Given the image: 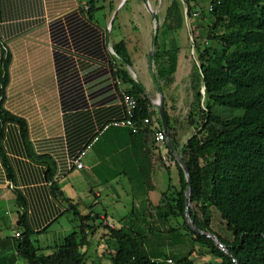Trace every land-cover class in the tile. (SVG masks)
Masks as SVG:
<instances>
[{
  "label": "trees",
  "instance_id": "16d2710c",
  "mask_svg": "<svg viewBox=\"0 0 264 264\" xmlns=\"http://www.w3.org/2000/svg\"><path fill=\"white\" fill-rule=\"evenodd\" d=\"M203 1L206 2L170 0L152 57L155 85L163 96L162 85L174 83L180 52L174 35L183 27V11L188 15L198 13L205 25L192 45L196 64L191 76L193 103L188 122L193 134L178 147V111L174 100L168 108L163 97L168 144L156 146L155 133L164 131L159 113L153 112L143 87L126 69L132 68L126 44H112L113 52L122 60L120 63L112 57L113 75L122 86H127L125 93L137 102L132 120L138 127L137 133L110 127L99 136L91 149L99 162L93 170L99 184L94 189L90 186L89 199L82 201L83 207L72 205L59 184L52 183V196L68 204L67 234L52 241L45 239L41 244L20 222L19 239L0 238V264H17L19 259L27 264H90L88 251L93 241L97 242V249L101 245L100 249L107 251L110 264H196L192 257L194 249H200L199 257L205 253L216 262L207 264H264V0H209L207 10L201 7ZM97 2L85 0L92 22L96 12L103 8L97 7ZM110 9L112 13L115 8ZM156 19L159 22L157 16ZM116 20L117 15L110 33ZM8 63L9 55L2 52L0 143L1 128L6 123H16L24 138L27 132L24 121L1 109L3 89L9 80ZM145 119L151 122L145 125ZM0 158L4 162L1 145ZM154 158L162 165V182L164 177L167 181L156 206L148 198L149 193L157 191L152 180ZM33 159L46 166L47 180L52 181L55 163L45 156ZM111 162L113 166L109 165ZM172 168L179 175L178 187L172 184ZM5 169L11 181L9 169ZM114 180L130 186V210L116 225L108 226L105 220L110 219L109 215L95 211L102 204L95 190L102 187L118 195ZM188 186L191 225L185 217ZM17 201L21 205L19 196ZM212 211L220 217L224 227L221 231L211 227L216 222L212 221ZM173 221L182 222L186 233L172 228L169 223ZM204 234L214 236L227 254ZM95 255L102 260L98 250Z\"/></svg>",
  "mask_w": 264,
  "mask_h": 264
},
{
  "label": "crops",
  "instance_id": "0c3cea01",
  "mask_svg": "<svg viewBox=\"0 0 264 264\" xmlns=\"http://www.w3.org/2000/svg\"><path fill=\"white\" fill-rule=\"evenodd\" d=\"M87 12L85 0H0V55H9V80L3 89L1 109L27 126L26 138L16 123H6L1 128L5 160L0 158V202L5 203V208L4 218H0V238H13V233L22 232L20 222L36 241L47 233L51 241L65 235L69 228L65 215L68 204L52 196V183L57 182L66 197L75 198L74 203L69 200L78 207L89 199L90 184H99L93 174L99 162L92 150L86 153L82 170L71 168L69 161L101 127L124 117L120 94L127 86L116 85L113 56L106 49V31L113 12L101 24L89 20ZM122 40L118 36L116 41ZM145 56L149 66V55ZM131 64L143 75L148 73L146 66H138L139 62ZM126 69L141 85L135 70ZM142 80L149 86L144 76ZM143 90L147 94L144 87ZM154 90L155 82L152 94ZM176 107L179 112L180 106ZM177 138L181 148L186 140ZM35 156L48 157L55 163L52 181L47 180V168L34 160ZM155 159L152 180L157 189L163 170ZM95 193L101 199L103 190L100 187ZM63 218L66 222L60 225Z\"/></svg>",
  "mask_w": 264,
  "mask_h": 264
},
{
  "label": "rangeland",
  "instance_id": "374dc122",
  "mask_svg": "<svg viewBox=\"0 0 264 264\" xmlns=\"http://www.w3.org/2000/svg\"><path fill=\"white\" fill-rule=\"evenodd\" d=\"M97 7L102 6L103 8L100 9V11H97L94 15L95 21L99 22L100 24L104 22V18L107 19L111 17V6L116 8L120 4L121 0H97ZM144 1H147L150 9L152 10V13L148 11L146 8ZM127 2V4H125ZM125 5L118 10L117 14V20L115 22V26L113 31L109 33L106 31V49L107 52H109V48H111V45L116 43L117 37L119 36L120 39H124V43H127V51L128 54H130V59L134 63H138V66L141 65L143 67H147L146 74H142L141 70L132 65V68L137 73V76L141 82V85L146 89L147 96L152 100V103L157 106L158 101V91L154 90V93L152 94V87L154 85V82L152 80V76L150 73L149 66H147V59L145 55H149L152 53V38L154 35V28L158 24V28L160 27V24L163 21L165 12L167 7L170 4V0H126ZM111 4V6H110ZM209 6V0H206L201 3V7L204 8V10H207ZM206 8V9H205ZM185 12L183 11V27L182 29L174 35V39L177 43V45L180 48V52L178 54L177 59V67L176 72L174 74V83L170 86H164L162 85L163 90V97L165 102L167 101L168 108L170 107V98L171 100L175 101V105L180 106V111L176 114V121L177 126L175 129L179 131L180 141L187 140L188 137H190L193 134V128L189 126L188 122V116L190 113L191 103H193V92L190 89L191 86V76L194 69V65L196 64V54L193 48V39L196 38L197 35H200V33L204 28V21L200 20L199 17L193 18L192 20L188 19L185 20ZM154 17H153V16ZM156 16L159 19V22H155L154 18ZM111 19V18H110ZM117 35V37H116ZM173 37V36H172ZM112 49V48H111ZM120 63H122V60L119 58ZM128 70V69H127ZM154 72V69H152ZM129 72V70H128ZM130 73V72H129ZM131 75V74H130ZM142 76H144L149 86L146 85V83L142 80ZM148 86V87H147ZM158 88V87H157ZM157 108V107H156ZM178 110V108L176 107ZM153 112L155 111L152 107ZM227 113L231 112L230 110L226 111ZM233 113V112H232ZM153 117V119H155ZM89 156H92V152L89 153ZM173 172V185L178 187V180H176V172L175 169L172 168L171 170ZM160 180V179H159ZM113 182L117 184H122L121 187L116 185H113L115 192L118 195H115L111 190H106L101 187V190H103V194H101L102 204L97 206L95 209L96 212H106V214L109 215L110 219L112 218L113 221H111L109 218L105 220L107 222L108 226L109 224L116 225V222L125 215L130 210V196L129 193L131 192L130 186H126L125 181L120 180H114ZM160 182V186L157 188V191L154 193H149L148 198L152 205L156 206L159 202L160 195L166 190L167 181L164 177L163 182ZM124 184V185H123ZM90 186L94 189L97 187V184H90ZM98 190V188H97ZM96 191V190H95ZM100 191V189H99ZM101 193V192H100ZM67 199H71L69 196L66 197ZM72 202H76L75 198L71 199ZM5 208V203L0 202V218L3 217V210ZM155 216V212H152ZM4 218V217H3ZM67 218V217H66ZM66 218H63L60 221V225L64 224L66 222ZM212 221L214 222L211 227L215 231H221L224 229L223 226L220 225L221 220L217 212L212 211ZM115 222V223H114ZM58 223L54 226V229L58 228ZM169 225H172V228H177L181 233H186V231L183 228L182 222H171ZM219 228V229H218ZM221 228V229H220ZM70 230V227L68 228V231L65 233L67 234ZM163 230V228L161 229ZM160 231V230H159ZM8 231H6L4 234L6 235ZM50 234V233H49ZM46 234L42 237H39V240L42 242V238L50 239V235ZM101 236V235H100ZM100 238V237H99ZM97 239V238H95ZM98 241V240H97ZM102 247L99 246V249H97V242L93 241L90 250L88 251V261L90 264H110L109 260V254L105 253V250L100 249ZM98 250L99 256H103L100 260L95 254ZM200 249L197 251L194 249L193 256L194 259H196V264H207V263H216L215 260L211 258V256L203 253L202 257H199ZM195 254V256H194ZM19 264H27L24 260L19 259ZM170 263V262H168Z\"/></svg>",
  "mask_w": 264,
  "mask_h": 264
},
{
  "label": "built area",
  "instance_id": "2783aa9c",
  "mask_svg": "<svg viewBox=\"0 0 264 264\" xmlns=\"http://www.w3.org/2000/svg\"><path fill=\"white\" fill-rule=\"evenodd\" d=\"M209 10H211V7H209ZM198 17V13H192L190 15L185 12V20L187 21L188 19L192 20L193 18ZM110 54L117 60L119 61V58L113 53L112 49L109 48ZM115 62L112 63L114 65ZM116 85L120 86L121 83L120 81H116ZM121 98V103L123 106V111H124V117L119 120H115L111 123L105 124L101 129H99L96 133V135L92 138V140L85 145V147L79 152L77 156H75L73 159L69 161V165L71 168H75L76 170H82L84 169V163L83 159L88 151H90L93 147V145L97 142L99 136H101L102 133L107 131L110 127L111 128H125L129 129L133 134H136L138 131V127L135 125V123L132 121L133 117L135 115V111L137 108V102L134 98L126 94L125 92H122L120 94ZM152 107L155 111H157V106L152 103V100H150ZM151 121L149 119H145L142 123L147 125ZM157 127V126H156ZM154 141L156 146L160 147L163 144H168V138L167 135L164 131H157L154 135ZM165 160V157L163 158ZM21 236V232L17 231L13 233L12 237L15 239H19Z\"/></svg>",
  "mask_w": 264,
  "mask_h": 264
},
{
  "label": "water",
  "instance_id": "95a60500",
  "mask_svg": "<svg viewBox=\"0 0 264 264\" xmlns=\"http://www.w3.org/2000/svg\"><path fill=\"white\" fill-rule=\"evenodd\" d=\"M125 1L126 0H121L120 4L118 5V7L113 12V15H112V18H111L109 27H108V33H109L110 28H111V24L114 21V18L116 16L117 11L123 6V4L125 3ZM144 4H145L146 8L148 9V11L150 13H152V10L150 9V6H149L148 2L147 1H144ZM154 20H155V22H157L156 18H154ZM158 29L159 28H158V24H157L156 27L154 28V35H153V38H152V48H153L152 49V53H150L149 56H148L150 73H151V76H152V79H153L154 82H155V76H154V72L152 70L153 69V66H152V57H153V54H154V51H155V43H156V40H157V37H158ZM135 81L138 82L136 79H135ZM157 91H158V98H159L158 99V103H157V109H158L159 117L161 119V123H162L163 130L167 134V132H166V122H165V113H164V109H163V96H162V93L160 92V89L159 88H157ZM202 94H203V92H202ZM185 174H186V171H185ZM186 177H187V174H186ZM189 192H190V187L188 186L187 192H186V207L187 208L185 210V217H186V222L189 225H191L192 222L189 220V216H188ZM204 236L213 239V241L219 246V248L227 254L226 249L222 245H220V243L218 242V240L214 236L209 235V234H204Z\"/></svg>",
  "mask_w": 264,
  "mask_h": 264
},
{
  "label": "clouds",
  "instance_id": "9594fccd",
  "mask_svg": "<svg viewBox=\"0 0 264 264\" xmlns=\"http://www.w3.org/2000/svg\"><path fill=\"white\" fill-rule=\"evenodd\" d=\"M157 111H158V109H157ZM21 232V231H20ZM21 234H22V232H21ZM14 238V237H13ZM15 239V238H14Z\"/></svg>",
  "mask_w": 264,
  "mask_h": 264
},
{
  "label": "bare ground",
  "instance_id": "6f19581e",
  "mask_svg": "<svg viewBox=\"0 0 264 264\" xmlns=\"http://www.w3.org/2000/svg\"><path fill=\"white\" fill-rule=\"evenodd\" d=\"M158 102V101H157Z\"/></svg>",
  "mask_w": 264,
  "mask_h": 264
}]
</instances>
